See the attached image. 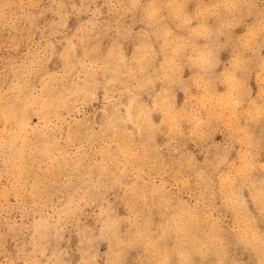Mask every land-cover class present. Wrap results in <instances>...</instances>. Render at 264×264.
<instances>
[{
    "label": "snow or ice",
    "instance_id": "6c2138e0",
    "mask_svg": "<svg viewBox=\"0 0 264 264\" xmlns=\"http://www.w3.org/2000/svg\"><path fill=\"white\" fill-rule=\"evenodd\" d=\"M67 7L65 3L55 5L50 25L52 35H61L59 29H67L68 17L76 14L75 11L65 13L63 10ZM71 7L75 10L76 5ZM84 7L80 5L81 10ZM105 8L107 19L102 20ZM194 8L193 11V6L184 0L98 4L88 19H78L75 34L67 40L68 47L59 53L66 67L71 66L74 70L77 67L72 63L74 59L79 61L80 67L91 64L82 89L86 96L94 100L96 91L104 88L105 123L100 125L99 133L93 130L87 135V142L94 145L101 138L110 139L112 144L108 145L107 155L116 165L142 160L151 171L159 170L165 175H171L169 169L175 171L177 162L181 169L186 163L191 167L194 161H185L186 154L173 157L171 164L158 147L155 157L151 156L149 149L158 133L166 134L171 144L188 134L196 140L207 141L214 133L225 130V141L215 145L220 160L237 141L241 145L240 159L234 163L233 171L221 179L219 197L212 188L213 203L204 202L205 208L213 209L211 216L201 209L200 200L195 206L191 201L181 200L183 207L167 223L163 216L157 221L154 215L157 204L170 207L175 203L174 194L163 181L142 190L130 184L132 191L125 192V214L121 215L111 207L102 208L101 218L97 220L100 227H85L79 233L82 258L78 264H264V0H218L210 5L196 3ZM48 10L40 3L13 4L6 0L0 3V29L6 33L2 37L4 50L19 52L27 42L30 52L33 32H39L38 24H44L40 47L45 52L51 48V54L56 55L55 44L44 46L49 25L43 18ZM21 24L27 34L11 35L18 32ZM137 26L139 31H134ZM97 32L110 39L107 56H104ZM124 41L136 43L137 51L131 59L123 54ZM81 49L82 56L79 55ZM222 53L226 54L223 67ZM253 76L256 90L250 86ZM115 85L119 88L112 87ZM5 87L9 92L17 93L16 103L6 93L0 119L4 122L5 132H8L9 124L14 125L13 132L18 139L25 125L30 123L22 114L27 112V107L20 109L17 106L25 86L17 82ZM36 91L33 89V93ZM178 91L184 94L183 106L176 102ZM117 92L121 96L119 100L116 99ZM125 92L127 111L122 112ZM144 93L148 95L147 102L141 98ZM109 103L112 104L111 111ZM254 125L262 129L258 138L262 158L258 175ZM38 130L39 126L33 132ZM76 135L82 133L77 131ZM72 137L73 130L69 126V143ZM24 139L25 143L29 142L27 136ZM2 143L6 145L7 141ZM139 147H143V154ZM100 163L101 179L90 181L92 188L86 193L96 200L102 198L103 180L110 170L107 160ZM8 165L6 157V168ZM16 166L23 172L21 161L17 160ZM132 166L135 168L134 163ZM138 171L143 174L145 169ZM5 175L11 178L12 170L0 173V182ZM180 182L178 174L176 183ZM20 187L27 191L22 176L17 183V188ZM11 195L7 187L0 193V199L7 205L3 215L9 231L14 227L28 231L23 249L18 244L15 253L5 251L6 258L0 260V264H77L55 257L49 228L37 226L32 229L30 225H16L7 220L12 209L21 203L19 190L15 192V205L8 203ZM79 211L77 205L62 215L75 223ZM101 243H107L106 252L100 251Z\"/></svg>",
    "mask_w": 264,
    "mask_h": 264
},
{
    "label": "rangeland",
    "instance_id": "374dc122",
    "mask_svg": "<svg viewBox=\"0 0 264 264\" xmlns=\"http://www.w3.org/2000/svg\"><path fill=\"white\" fill-rule=\"evenodd\" d=\"M3 2L5 0H0V3ZM6 2L13 4L40 3L45 5L49 10L43 19L47 21L49 26L47 36L44 38V46L55 44L57 48L56 55L51 54V48H48L47 52L41 49L40 43L44 24H38L40 31L33 32L34 39L30 52L28 43L25 42L19 52L8 53L3 48L4 41L2 37L6 33H3L2 29H0V109L4 107L6 93L8 96L13 97V103H16L14 97L17 93L9 92L5 85L12 86L18 82L25 87L24 97L20 98L17 106L20 109L27 107V112L22 114L26 115L28 121H30L29 124L25 125V130L23 129L20 132L22 135L17 139L16 133L13 132L14 125L9 124V133L5 132L3 129L4 122L0 119V131L3 130L0 132V173H7L9 169L12 170L11 178L5 175L3 181L0 182V193L7 187L12 193L8 203L15 205V192L17 190L21 192V203L12 209L11 215L7 217V220L16 225H30L32 229L37 226L41 229L49 228L52 245L56 249L55 257L76 261L78 264V261L82 258L79 251V233L85 227L91 229L100 227L97 224V220L101 218L102 208L107 210L111 207L117 213L125 214L127 212L125 192L132 191L129 188L130 184H135L142 190L144 188L150 189L152 184L163 181L171 190V193L174 194L175 203L170 206L171 208L167 205L161 207L159 203L157 204L154 209L157 221L163 216L165 218L164 222L167 223L183 207L181 200L185 203L191 201L193 206L196 205L197 200H200L201 209L211 216L213 209L211 207L205 208L204 202L207 201L209 205L213 203L212 188H215V195L219 197L222 179L220 177H225L229 172H232L234 163L240 159L241 145L238 141L235 147L224 156L223 160L217 158L218 150L215 145L225 141V130L214 133L207 141L196 140L191 134H188L186 137H178L176 142L171 144L166 134L158 133L149 149L152 157H155V149L158 147L161 154L167 157L169 164L172 163L173 157H177L180 154H186L184 156L185 161H194L191 165L192 168L186 163L183 169L180 168L177 162L175 171L169 169L171 175H165L159 170L151 171L142 160H135L127 165H116L112 158L107 155L109 151L108 145L112 144L110 139L105 141L101 138V141L96 142L94 145L87 142V135L93 130L99 133L101 131L100 125L105 123L104 109L106 101L104 88L100 87L96 91L94 100L86 96L82 89L86 74L91 69V64L87 67H80L79 61L74 59L72 63L77 66L74 70L71 66V68L66 67L59 53L68 47L67 40L75 34L78 27V19L81 21L88 19L89 13L95 11L98 4L104 5L108 2L131 3L132 0H6ZM184 2L193 6L194 11L196 3H207L210 5L218 2V0H184ZM58 3L68 5L63 10L65 13L75 11L76 14L68 17V28L59 29L61 35L56 36L52 35L53 29L50 25L54 18L53 9ZM73 4L76 5L75 10L71 7ZM82 4L84 6L87 4V7L85 6L83 10L80 8ZM89 5H91V8L88 7ZM12 11H16V9ZM101 19H107L106 8L102 10ZM129 23H131L130 19ZM28 28H31V25H28ZM134 31H139V26ZM64 33H67V35ZM26 34L23 24L19 26L18 32L11 33L13 36ZM96 35L100 36V33L97 32ZM76 42L74 41V43ZM95 44L96 41L93 40V45ZM109 45V37L100 36V46L104 56L108 54ZM136 51L135 42H123V54L125 57L131 59ZM79 55H83L82 49ZM221 56V67H223L226 54L222 53ZM5 57L8 58L6 59ZM81 73L85 75H81ZM101 79H103L102 73ZM250 86L256 90V79L254 76L250 81ZM112 87L118 89L119 85ZM220 87L223 88L224 86L221 85ZM33 89L37 91L33 93ZM41 89L42 91H40ZM183 95L182 91L176 93V102L180 106H183ZM142 96L141 98L147 102V93ZM116 99H121L119 92L116 93ZM122 100L125 107L121 111L126 112V92ZM30 103L32 106H30ZM108 108L111 111V103L108 104ZM41 114L43 115L41 116ZM45 116L48 117V121L50 120L46 127L44 125V123H47ZM38 126L39 130L33 132V129H37ZM69 126L73 130V137L70 143L68 141ZM77 131L81 132L82 135L76 136ZM253 131L257 137V146L254 151L256 152V162L258 163V175L261 171L259 164L262 162L258 148V138L262 129L258 125H254ZM23 135L24 137H29L28 143H25ZM121 137H123V133H121ZM136 139L139 140V133L136 134ZM5 140L7 141L6 145L2 143ZM228 142L231 143L232 141L229 139ZM177 149H179V152ZM139 151L143 154V147H139ZM220 151L222 152L223 150L221 149ZM6 157L9 160L7 168L5 166ZM17 160L21 161L23 172L16 166ZM105 160L108 161L110 170L105 174L103 180L105 189L101 194L102 198L96 200L92 198L91 194L86 195V193L92 188L90 181L93 179L100 181V170L102 167L100 162ZM133 163L135 168L132 166ZM56 169H59L61 174H58L60 171L58 170L59 172L57 173ZM139 169H145V172L142 174L138 171ZM178 174L181 181L179 184L176 183ZM21 176L23 177V183L26 184V192L23 187L17 188L18 178ZM146 181H149V183L146 184ZM142 203L141 201V205ZM77 205L80 211L77 213L76 222L73 223L62 214ZM6 207L4 200L0 199V260L6 258L5 251L15 253L18 244L23 249L26 239L25 232L28 231L27 228L21 227H14L12 231H9L3 215V209ZM179 219L183 220V217H179ZM37 222H39V225ZM66 225L68 226L66 227ZM5 233H7L6 237ZM96 235H99V232ZM57 237H59L58 240ZM27 239L30 241V235ZM5 244L7 245L6 248ZM99 247L102 253L107 251V243H101ZM50 258L52 257L50 256ZM87 258H90V256Z\"/></svg>",
    "mask_w": 264,
    "mask_h": 264
},
{
    "label": "bare ground",
    "instance_id": "6f19581e",
    "mask_svg": "<svg viewBox=\"0 0 264 264\" xmlns=\"http://www.w3.org/2000/svg\"><path fill=\"white\" fill-rule=\"evenodd\" d=\"M87 3V2H86ZM87 5V4H86ZM85 5V6H86ZM87 7V6H86ZM86 12V11H85ZM69 68H71L70 66H69ZM53 69V68H52ZM67 70H69V69H67ZM72 70V69H71ZM70 72V71H69ZM31 82H32V80H31ZM55 88V87H54ZM58 88V87H57ZM57 90V89H56ZM55 90V91H56ZM26 92V91H25ZM39 95V94H38ZM45 95V94H44ZM54 95V94H53ZM35 96V95H34ZM24 97V96H23ZM143 97V96H142ZM22 99V98H21ZM36 99V98H35ZM31 100H33V99H31ZM44 102H46L45 100H44ZM36 103H38L37 101H36ZM31 104V103H30ZM37 105H39V104H37ZM40 105H41V102H40ZM42 105H43V103H42ZM30 106H32V104L30 105ZM34 106V105H33ZM42 107H44V106H42ZM34 108H35V106H34ZM37 108V107H36ZM44 109V108H43ZM40 110V109H39ZM52 110V109H51ZM41 111H42V109H41ZM110 111V110H109ZM43 112V111H42ZM47 112V111H46ZM56 112V111H55ZM44 114H46V113H44ZM43 114H41V116H42ZM46 118H47V123L45 124L44 123V125H45V127H46V125H48V122L50 121H48V117L47 116H45ZM88 120V119H87ZM87 123V122H86ZM11 125V124H10ZM83 127V126H82ZM25 128V127H24ZM86 128V127H85ZM4 129V128H3ZM25 130V129H24ZM3 131V130H2ZM2 131H0V132H2ZM9 131V130H8ZM24 132V131H23ZM9 133V132H8ZM25 134V133H24ZM6 135V134H5ZM20 135H22V133H20ZM19 135V136H20ZM77 136V135H76ZM0 137H1V135H0ZM22 137H24V135L22 136ZM29 138V137H28ZM32 138V137H31ZM6 139V138H5ZM231 141V140H230ZM203 143V142H202ZM4 151V150H3ZM238 153V152H237ZM204 154V153H203ZM258 164V163H257ZM55 167V166H54ZM58 167V166H57ZM192 168V167H191ZM60 169V168H59ZM59 169H56L57 170V173L60 171ZM66 169V168H65ZM28 170V169H27ZM59 170V171H58ZM58 174H61V171L58 173ZM53 175H54V173H53ZM56 175V174H55ZM211 175V174H210ZM57 176V175H56ZM60 176V175H59ZM219 177V176H218ZM52 178H54V176H52ZM220 178H222V177H220ZM55 179V178H54ZM42 182V181H41ZM48 182V181H47ZM205 184V183H204ZM115 187V186H114ZM205 193V192H204ZM209 194V193H208ZM171 208V207H170ZM166 212V211H165ZM15 231V230H14ZM61 237V236H60ZM65 256V255H64ZM64 259V258H63Z\"/></svg>",
    "mask_w": 264,
    "mask_h": 264
}]
</instances>
